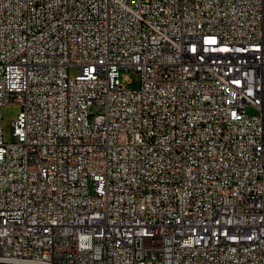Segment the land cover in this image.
Instances as JSON below:
<instances>
[{"label":"built area","instance_id":"obj_1","mask_svg":"<svg viewBox=\"0 0 264 264\" xmlns=\"http://www.w3.org/2000/svg\"><path fill=\"white\" fill-rule=\"evenodd\" d=\"M10 104L0 264H264V0H0Z\"/></svg>","mask_w":264,"mask_h":264},{"label":"rangeland","instance_id":"obj_2","mask_svg":"<svg viewBox=\"0 0 264 264\" xmlns=\"http://www.w3.org/2000/svg\"><path fill=\"white\" fill-rule=\"evenodd\" d=\"M78 74L77 68H69L67 70V75L69 78H73ZM128 84H123L124 89H137L139 85L138 74L135 72H130L127 75ZM19 109L16 105H4L1 108V120H0V128H1V137L4 142H12L13 138L11 137V121L15 119ZM247 114H254L252 110H247Z\"/></svg>","mask_w":264,"mask_h":264}]
</instances>
